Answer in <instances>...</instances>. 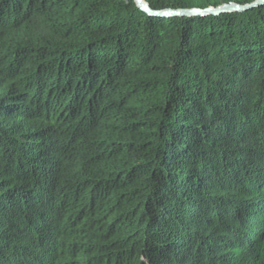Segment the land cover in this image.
Wrapping results in <instances>:
<instances>
[{
  "label": "trees",
  "instance_id": "obj_1",
  "mask_svg": "<svg viewBox=\"0 0 264 264\" xmlns=\"http://www.w3.org/2000/svg\"><path fill=\"white\" fill-rule=\"evenodd\" d=\"M142 1L0 0V264H264V4Z\"/></svg>",
  "mask_w": 264,
  "mask_h": 264
},
{
  "label": "water",
  "instance_id": "obj_2",
  "mask_svg": "<svg viewBox=\"0 0 264 264\" xmlns=\"http://www.w3.org/2000/svg\"><path fill=\"white\" fill-rule=\"evenodd\" d=\"M136 5L142 9L145 12H148V6L142 1V0H133ZM264 4V0L258 1L255 3L252 7L255 6H261ZM247 10L245 7H240L238 5H228V6H223L218 9H207L204 11L201 10H193V11H166L162 13V16L165 17H170V18H175V17H180V16H207V15H219L222 13H235V12H243ZM142 264H152L147 258L143 261Z\"/></svg>",
  "mask_w": 264,
  "mask_h": 264
}]
</instances>
